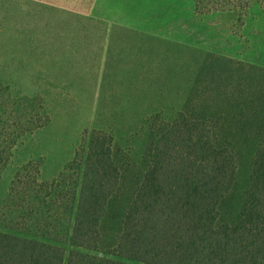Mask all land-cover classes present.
Returning <instances> with one entry per match:
<instances>
[{
  "label": "rangeland",
  "instance_id": "374dc122",
  "mask_svg": "<svg viewBox=\"0 0 264 264\" xmlns=\"http://www.w3.org/2000/svg\"><path fill=\"white\" fill-rule=\"evenodd\" d=\"M226 59L264 68V2L203 14L196 0H0V104L22 96L42 102L49 117L10 151L0 206L13 182L21 188L30 177L45 201L49 192L53 202L66 194L60 210L45 204L52 221L27 217L22 225L63 239L52 242L69 252L72 204L93 130L111 134L121 161L130 160L132 186L147 169L151 128L163 124L155 113L203 118L206 106L219 107L225 86L243 85L241 66ZM256 74L260 82L263 74ZM246 173L239 174L238 191ZM6 223L0 209V225Z\"/></svg>",
  "mask_w": 264,
  "mask_h": 264
},
{
  "label": "trees",
  "instance_id": "16d2710c",
  "mask_svg": "<svg viewBox=\"0 0 264 264\" xmlns=\"http://www.w3.org/2000/svg\"><path fill=\"white\" fill-rule=\"evenodd\" d=\"M256 2L264 0H196V11H245ZM226 60L241 66L243 85L225 86L219 107L206 106L203 118L155 113L163 124L151 128L147 169L132 186L130 160L121 161L111 134L93 130L69 252L52 242L63 239L22 225L27 217L52 221L45 204L60 210L66 194L53 202L49 192L45 201L31 177L21 188L13 182L0 206L7 222L0 264H264V68ZM11 101L0 104V174L18 139L49 119L42 102ZM243 170L247 182L238 191Z\"/></svg>",
  "mask_w": 264,
  "mask_h": 264
}]
</instances>
